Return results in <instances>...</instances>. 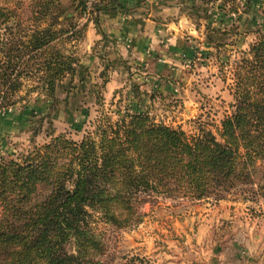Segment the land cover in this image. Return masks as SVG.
Here are the masks:
<instances>
[{
    "label": "trees",
    "instance_id": "trees-1",
    "mask_svg": "<svg viewBox=\"0 0 264 264\" xmlns=\"http://www.w3.org/2000/svg\"><path fill=\"white\" fill-rule=\"evenodd\" d=\"M242 2L222 6L238 13ZM11 3L0 0L1 107L17 102L25 79L55 102L57 86L75 74L79 59L58 44L57 19L44 20L52 12L88 15L104 41L101 14L129 12L121 0H31L34 28L25 29L15 13L21 0ZM212 33L227 30L207 28L210 42ZM232 78L230 111L215 132L201 117L189 133L119 105L115 117L100 112L79 140L49 130L47 142L0 156V264H96L102 248L91 211L125 227L140 221L148 197L264 201V29L233 61Z\"/></svg>",
    "mask_w": 264,
    "mask_h": 264
},
{
    "label": "rangeland",
    "instance_id": "rangeland-1",
    "mask_svg": "<svg viewBox=\"0 0 264 264\" xmlns=\"http://www.w3.org/2000/svg\"><path fill=\"white\" fill-rule=\"evenodd\" d=\"M17 1L10 0L13 4ZM222 1L191 0L187 8L190 16L193 20L201 19L205 26L193 34L183 30L180 40L184 44L175 52L170 33H158L165 37L157 41L155 55L150 43L145 48V57L153 55V63L134 62L123 56L110 61L104 39L94 23L87 21L88 15L75 20L63 10L52 12L44 20L57 19L54 28L58 31V44L79 59L75 74L72 78L66 76L57 86L55 102L34 88L36 83L23 80L17 102L11 107L0 106V156L15 154L33 143L47 142L49 130L79 140L100 112L113 116L119 105L131 106L146 112L156 122L189 133L195 132L192 120L201 117L215 132L233 100V61L247 50L257 31L264 29L263 0H243L238 13L228 12ZM21 2L23 6L15 13L23 19L25 29L34 28L28 19L32 15V8L28 7L31 0ZM135 5L128 7L129 11L134 12L139 2ZM47 23L43 21L41 26ZM90 28L98 39L90 37ZM207 28L227 33H212L210 42ZM123 41L130 54L131 39L126 36ZM138 211L140 221L125 227L115 226L91 211L90 226L102 248L94 258L96 264H254L256 259L258 264L262 262L263 200L244 201L238 193H230L221 200L210 197L195 201L153 196L146 198Z\"/></svg>",
    "mask_w": 264,
    "mask_h": 264
},
{
    "label": "crops",
    "instance_id": "crops-1",
    "mask_svg": "<svg viewBox=\"0 0 264 264\" xmlns=\"http://www.w3.org/2000/svg\"><path fill=\"white\" fill-rule=\"evenodd\" d=\"M138 2L139 5L136 9H134L135 7L133 8L134 12H125L122 9H118L114 12L103 13L100 16L101 30L108 39L104 41V45L107 50L106 55L110 58V61L115 62L118 56H123L127 59L131 57V61L134 62L136 60H146L153 63L155 60L152 56L157 52V41H160L161 37H165L164 34H159L158 36V33L165 30L170 33V40L173 41L171 48L175 52L180 51L184 44L180 40V34L183 30L193 34L194 32H201L200 28L205 26L201 19L193 20L190 16L187 8L191 0H121L125 7L136 6L135 4H138ZM150 4L151 6L149 7ZM153 13V16L156 15L161 21L154 17L152 18ZM89 35L93 39L99 38L96 33L92 32V28L89 30ZM126 36L131 39L130 54L123 44ZM148 43L155 50H152V56L146 58L145 48ZM117 47H119L118 53L116 51ZM159 48L166 51L161 46ZM172 56L174 57V55ZM261 261L260 264H264V254ZM254 264H258L257 259Z\"/></svg>",
    "mask_w": 264,
    "mask_h": 264
}]
</instances>
